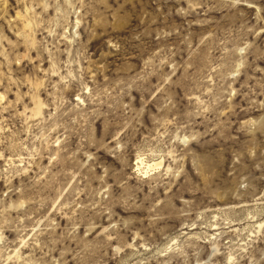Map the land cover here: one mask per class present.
<instances>
[{"label":"rangeland","instance_id":"obj_1","mask_svg":"<svg viewBox=\"0 0 264 264\" xmlns=\"http://www.w3.org/2000/svg\"><path fill=\"white\" fill-rule=\"evenodd\" d=\"M0 264H264V0H0Z\"/></svg>","mask_w":264,"mask_h":264},{"label":"bare ground","instance_id":"obj_2","mask_svg":"<svg viewBox=\"0 0 264 264\" xmlns=\"http://www.w3.org/2000/svg\"><path fill=\"white\" fill-rule=\"evenodd\" d=\"M157 164H159V162L148 163V164H146L145 166H146V168H148V167L152 168V167H154V166L157 165Z\"/></svg>","mask_w":264,"mask_h":264}]
</instances>
